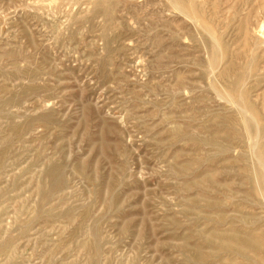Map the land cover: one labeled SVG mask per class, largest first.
<instances>
[{"label": "rangeland", "instance_id": "rangeland-1", "mask_svg": "<svg viewBox=\"0 0 264 264\" xmlns=\"http://www.w3.org/2000/svg\"><path fill=\"white\" fill-rule=\"evenodd\" d=\"M263 28L264 0H0V264H264Z\"/></svg>", "mask_w": 264, "mask_h": 264}, {"label": "bare ground", "instance_id": "bare-ground-1", "mask_svg": "<svg viewBox=\"0 0 264 264\" xmlns=\"http://www.w3.org/2000/svg\"><path fill=\"white\" fill-rule=\"evenodd\" d=\"M184 3V2H183ZM176 4V3H175ZM185 5V4H184ZM188 7H189V4H188ZM189 10H190V8H189ZM192 10V9H191ZM194 11H196V10H194ZM194 15V14H193ZM198 15V13L196 14V16ZM193 17H195V16H193ZM197 17H199V15L197 16ZM201 18V16L197 19V20H199ZM194 20H196V19H194ZM197 20H196V22H197ZM202 20V19H201ZM199 22V21H198ZM205 22V21H204ZM201 25H203V24H201ZM206 29V28H205ZM249 29V28H248ZM264 29V28H263ZM250 31V30H249ZM249 33V32H248ZM214 35V34H213ZM211 36V35H210ZM247 37H249V35H247ZM213 40H214V38H213ZM220 42V41H219ZM217 45V44H216ZM249 46H250V43L248 44ZM254 45V44H253ZM249 46H247L248 48H249ZM219 47V46H218ZM213 48V47H212ZM251 48V47H250ZM249 50V49H248ZM219 51H220V49H219ZM245 51V50H244ZM247 51V50H246ZM247 52H249V51H247ZM221 56H222V54H221ZM219 57H220V55H219ZM247 57V56H246ZM220 58H222V57H220ZM223 59V58H222ZM222 60H220L219 61V63L221 62ZM214 62V61H213ZM217 62V61H216ZM220 68V67H219ZM219 68H218V70H219ZM222 70H223V68H221ZM249 69V68H248ZM216 70H217V68H216ZM220 71V70H219ZM241 71V70H240ZM218 72V71H217ZM217 72H215L216 73V75H220L221 76V74H217ZM224 72H226L225 70H224ZM249 72V71H248ZM214 73V74H215ZM219 73V72H218ZM222 73V72H221ZM222 74H224V73H222ZM227 74V73H226ZM233 93H235V92H233ZM226 94H227V92H226ZM240 94V93H239ZM241 96V95H240ZM231 102V101H230ZM234 102V101H233ZM243 102V101H242ZM235 103H233V105H234ZM237 105V104H236ZM236 107H238V106H236ZM239 108V107H238ZM242 108V107H241ZM239 110V109H238ZM237 110V112L238 113H240L239 111ZM242 110V109H241ZM242 111H244V110H242ZM248 113H249V111H248ZM247 114V113H246ZM240 115V114H239ZM249 115H250V117L252 118V116H251V114L249 113ZM243 119V118H242ZM254 119V118H253ZM254 121H256V120H254ZM261 124V123H260ZM244 125V124H243ZM255 125H256V127H257V124L255 123ZM244 127H245V125H244ZM257 129H258V127H257ZM247 131H248V129H247ZM257 132H258V130H257ZM251 137V135H248V137ZM256 136V135H255ZM258 137H259V135H258ZM256 139V138H255ZM258 139V138H257ZM262 139V138H261ZM248 141H252L251 140V138L248 140ZM253 143H254V145H256L257 144V142H254L253 141ZM252 143V144H253ZM251 144V145H252ZM254 145H252L253 147H254ZM251 148V147H250ZM252 149V148H251ZM251 152H252V150H251ZM254 153V152H253ZM254 156V155H253ZM254 157H256V156H254ZM256 159V158H255ZM257 160V159H256ZM264 167V166H263ZM264 169V168H263ZM263 183H264V175H263ZM260 186V185H259ZM261 189V188H260Z\"/></svg>", "mask_w": 264, "mask_h": 264}]
</instances>
